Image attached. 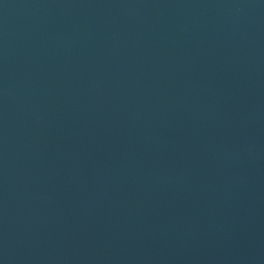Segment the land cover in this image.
<instances>
[{"label":"water","instance_id":"obj_1","mask_svg":"<svg viewBox=\"0 0 264 264\" xmlns=\"http://www.w3.org/2000/svg\"><path fill=\"white\" fill-rule=\"evenodd\" d=\"M0 264H264V0H0Z\"/></svg>","mask_w":264,"mask_h":264}]
</instances>
